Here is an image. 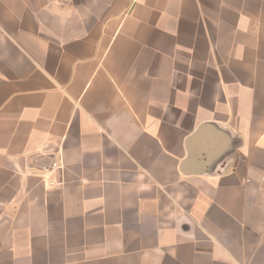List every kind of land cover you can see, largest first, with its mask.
<instances>
[{"label":"crops","instance_id":"obj_1","mask_svg":"<svg viewBox=\"0 0 264 264\" xmlns=\"http://www.w3.org/2000/svg\"><path fill=\"white\" fill-rule=\"evenodd\" d=\"M0 264H264V0H0Z\"/></svg>","mask_w":264,"mask_h":264}]
</instances>
